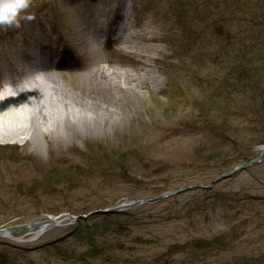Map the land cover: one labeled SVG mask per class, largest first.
Here are the masks:
<instances>
[{
  "label": "rangeland",
  "instance_id": "374dc122",
  "mask_svg": "<svg viewBox=\"0 0 264 264\" xmlns=\"http://www.w3.org/2000/svg\"><path fill=\"white\" fill-rule=\"evenodd\" d=\"M192 1L214 16L196 15L184 29L165 0H30L18 26L0 27V229L88 217L40 237L12 231L22 242L0 239V264H264V101L238 96L235 85L225 92V69L207 51L215 34L237 35L235 12L252 17L216 0L227 18L217 23L212 6ZM125 7L120 35L115 16ZM188 26L195 41L185 38ZM84 36L109 39L89 52ZM39 50L67 61L30 72L24 66ZM7 67L19 82L54 75L79 113L35 130L4 82ZM249 161L259 162L212 183ZM188 186L195 188L111 214L120 229L105 235L118 244L109 257H90L70 237L77 222L100 220L95 212ZM52 243L65 256L47 253Z\"/></svg>",
  "mask_w": 264,
  "mask_h": 264
},
{
  "label": "trees",
  "instance_id": "16d2710c",
  "mask_svg": "<svg viewBox=\"0 0 264 264\" xmlns=\"http://www.w3.org/2000/svg\"><path fill=\"white\" fill-rule=\"evenodd\" d=\"M215 1L203 0L202 5L210 8ZM165 2L171 4L172 10L169 12L174 11L175 15H177L176 19L183 22V26L181 25L183 29L184 24L186 25V22L194 19L196 15L203 16L205 19L214 16V12L211 10L209 16L200 12L199 8L196 5L194 6L192 0H165ZM231 4L236 5L238 12L242 15L250 12L249 14L252 18L242 20L235 12L233 17H236V20L233 21L239 26L237 35L230 36L228 41H226L222 40L220 35L215 34V39L211 41L207 51L213 53L212 56L210 55L213 63L222 65L225 69L227 80H224L222 87L225 92L235 85L232 91L236 92L238 96L248 95L252 101L261 97L260 99L264 101V86L261 87V80L264 78L260 75L264 71V0H232ZM212 9L215 10L216 22L225 21L224 23H226V14L220 12L219 6L215 4ZM187 28L189 32L184 37L190 42L194 39L195 33L191 26ZM240 34L244 35L241 37ZM247 159L244 158L243 161ZM111 219H113V215L102 216L100 220L94 219L90 224L78 222L70 237L80 244H85L88 249L87 254L90 257H109L111 251L118 249V244L115 242L110 243L105 235L108 233L116 234L117 230L119 231L120 229L117 226L113 230ZM46 249H50L49 251L46 250L47 253L50 251L54 253L53 257L65 256V251L58 243H52ZM17 251L26 254V250Z\"/></svg>",
  "mask_w": 264,
  "mask_h": 264
},
{
  "label": "bare ground",
  "instance_id": "6f19581e",
  "mask_svg": "<svg viewBox=\"0 0 264 264\" xmlns=\"http://www.w3.org/2000/svg\"><path fill=\"white\" fill-rule=\"evenodd\" d=\"M116 19L121 21L122 24L118 28V30L121 31L122 34H124V31L126 30L124 25L125 22L129 19L128 10L125 8L123 13L119 12L116 16ZM98 31L99 34H101L103 32V29L100 28ZM127 41L128 40H122V42L126 44ZM81 42L87 46V50L89 52H96L97 50L100 51L99 48L101 47V41L99 38H94L93 36H84V38L81 39ZM21 53V50H17L16 52V54ZM9 68L10 67L3 69L2 74L4 76L6 75V79H4V82L14 86V92L20 98L24 106L23 112L26 114L27 118L31 120L34 129L36 128V126H39V122H42L43 126H45L46 128H50L63 117H66L67 115L74 117L79 113L80 109L76 107L75 102H73L74 99L72 100L65 94V91L63 92V89L61 90L58 82H56L54 78V75L47 76V73L36 74V76L31 79H26L24 82H19L16 80L18 73H13ZM29 70L31 72V70H33V67L29 66ZM92 74L90 73V75ZM102 77H100L101 80L109 79L107 76ZM0 107H5L3 100H0ZM1 117L5 119L6 115L4 114V112H1L0 118ZM35 130H37V128ZM6 136L7 133L0 130V139H4L6 138ZM41 223L42 221L39 222L37 226H27L26 228L20 230L26 232L36 230L35 235L37 237H40L48 231L49 227H52L41 226ZM0 239H5L17 243L22 242L20 239L12 238L11 231H1Z\"/></svg>",
  "mask_w": 264,
  "mask_h": 264
},
{
  "label": "water",
  "instance_id": "95a60500",
  "mask_svg": "<svg viewBox=\"0 0 264 264\" xmlns=\"http://www.w3.org/2000/svg\"><path fill=\"white\" fill-rule=\"evenodd\" d=\"M264 156V148L262 149L261 151V154H260V157H263ZM259 161H250L248 163H246L245 165L243 166H240L238 168H236L234 171H232L231 173L227 174V175H224V176H221L219 179H217L216 181L212 182V183H216V182H219V181H222V180H225V179H228L230 178L233 174L235 173H238V172H241L243 171L247 166H252V165H255L257 164ZM211 183V185H212ZM211 185L208 186V188L211 187ZM202 187V186H200ZM195 187H187V188H184V189H180L178 191H175V192H170V193H167V194H164V195H161V196H158L152 200H149V201H138V202H133V203H129V204H126V205H123V206H120V207H117V208H114V209H110V210H106V211H98V212H95V214H113V213H116L120 210H127V209H131V208H134L136 206H139L141 204H146V203H150L152 201H160L162 199H165V198H169V197H172V196H175V195H178V194H181V193H184L186 191H189L191 189H193ZM203 188V187H202ZM90 216V215H89ZM88 217H84V216H78V217H72V216H62V217H59V218H56L54 220H46V221H43L41 223V226H49V225H52L54 222L58 223V222H61L63 220H66V219H72V220H86ZM38 224H34V226H37ZM27 226H14V227H9V228H6V229H3V230H0V232L2 231H12V230H19V229H24L26 228Z\"/></svg>",
  "mask_w": 264,
  "mask_h": 264
},
{
  "label": "clouds",
  "instance_id": "9594fccd",
  "mask_svg": "<svg viewBox=\"0 0 264 264\" xmlns=\"http://www.w3.org/2000/svg\"><path fill=\"white\" fill-rule=\"evenodd\" d=\"M30 0H0V27L19 25L21 13L28 9Z\"/></svg>",
  "mask_w": 264,
  "mask_h": 264
}]
</instances>
